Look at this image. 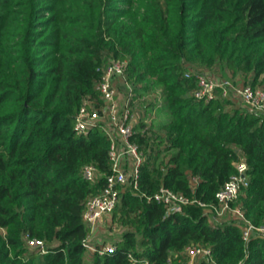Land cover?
Returning a JSON list of instances; mask_svg holds the SVG:
<instances>
[{
	"label": "trees",
	"instance_id": "1",
	"mask_svg": "<svg viewBox=\"0 0 264 264\" xmlns=\"http://www.w3.org/2000/svg\"><path fill=\"white\" fill-rule=\"evenodd\" d=\"M139 3L132 11L118 0H0V264H124L128 253L187 264L191 244L211 250L212 260L195 264H264V238L252 231L245 241L242 219L211 222L197 203L166 214L147 199L164 185L215 201L244 160L248 184L231 204L264 224V114L218 87L208 101L192 93L204 70L264 89V0ZM112 58L126 60L132 95L160 93L133 125L138 186H122L111 212L126 227L114 252L99 255L83 244L82 212L111 170L110 139L99 126L78 133L75 120L84 103L100 106L96 84ZM86 163L98 170L94 183ZM26 237L43 239L44 251Z\"/></svg>",
	"mask_w": 264,
	"mask_h": 264
},
{
	"label": "built area",
	"instance_id": "2",
	"mask_svg": "<svg viewBox=\"0 0 264 264\" xmlns=\"http://www.w3.org/2000/svg\"><path fill=\"white\" fill-rule=\"evenodd\" d=\"M127 62L124 59L112 58L100 69V79L96 84V90L101 98L99 107H88L86 103L81 105L76 115L75 130L78 133H86L89 129L99 126L110 139L109 159L111 170L105 176L99 189L90 194L82 212L83 221L89 226L90 234L97 229L98 223L104 215L112 212L120 200V189L124 185L136 188L140 174V166L143 162V153L138 145L131 140L133 132L132 110L130 98L132 95L131 82L126 78ZM187 76L191 74L185 73ZM193 74V73H192ZM196 87L193 95L204 101L214 97L215 89L221 90L222 96L232 97L249 111L264 114V89L253 87L250 84H240L229 78H223L211 71H201L193 74ZM122 82L127 94L123 101L118 99V83ZM247 164L244 160L236 164V171L216 191L215 201L203 202L196 197L172 190L161 185L154 193L147 195V199H153L162 203L166 208V214L178 211L183 204L197 203L200 206L214 210L217 214L230 213L245 222L243 239L247 241L256 231L264 238V224L255 225L245 218L243 211L231 202L248 184ZM83 176L94 183L98 176V170L92 163H86L82 167ZM90 236V235H89ZM88 236V237H89ZM88 237L83 240L88 251L97 252L99 255L114 252V242L92 244ZM27 245L39 249H45V241L38 237H26ZM187 264H195L197 257L211 259V250L207 246L191 244L186 248ZM212 260V259H211ZM124 264H149L146 258H138L128 253V259ZM168 264V262L166 263Z\"/></svg>",
	"mask_w": 264,
	"mask_h": 264
},
{
	"label": "rangeland",
	"instance_id": "3",
	"mask_svg": "<svg viewBox=\"0 0 264 264\" xmlns=\"http://www.w3.org/2000/svg\"><path fill=\"white\" fill-rule=\"evenodd\" d=\"M133 1L136 3L128 4L125 2V0H118V5L123 7V10H130V9L132 11L138 10L140 8L139 5H141L139 3V0H133ZM129 6L130 8H127ZM230 79L234 80L233 78H230ZM119 83H122V82H119ZM246 84L248 83L246 82ZM140 85H143V82H141ZM117 89H118V99L119 101H123L125 97L127 96V94L124 92L125 89L123 88H120V89L117 88ZM134 93L135 95H131V99H130V105H131V110L133 114V117H132L133 125L137 122L138 116L142 114L143 107L149 103H153L157 101L159 97V93H160V88L158 86H155L147 90H137ZM163 117H164L163 114H161L160 116H157L156 119L158 121L162 119ZM238 195L235 197L233 201L237 199ZM205 210L207 211L211 222H214V223L228 220L230 217L227 214H217L216 212H214V210H211L209 208H205ZM125 227L126 225L119 222L116 217L113 219L112 214L109 213L107 215H104L101 218V220L98 223L97 229H95V231L90 234V236L88 237V240L92 244H102L104 242H115L119 238H121ZM171 259L172 258L169 259L168 264L171 263Z\"/></svg>",
	"mask_w": 264,
	"mask_h": 264
},
{
	"label": "crops",
	"instance_id": "4",
	"mask_svg": "<svg viewBox=\"0 0 264 264\" xmlns=\"http://www.w3.org/2000/svg\"><path fill=\"white\" fill-rule=\"evenodd\" d=\"M118 87H119V89H120V88H123V89H124V87H123L122 85H119Z\"/></svg>",
	"mask_w": 264,
	"mask_h": 264
}]
</instances>
